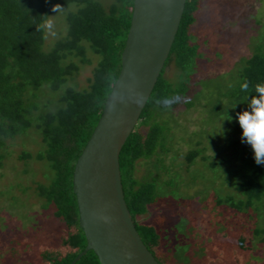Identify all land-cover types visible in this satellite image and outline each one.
I'll use <instances>...</instances> for the list:
<instances>
[{"label": "trees", "instance_id": "trees-1", "mask_svg": "<svg viewBox=\"0 0 264 264\" xmlns=\"http://www.w3.org/2000/svg\"><path fill=\"white\" fill-rule=\"evenodd\" d=\"M203 2L185 0L168 57L120 150L122 192L142 242L159 264L187 261L185 253L202 246L203 239L191 240L195 227L207 236L221 234L232 249L211 241L207 247L233 253L235 264H252L244 253L264 252V165L256 164L251 146L242 142L237 113L249 110L254 86L264 83V10L249 27L255 30L250 49L233 58L227 71L223 52L210 60L202 50L209 38L199 39L195 30ZM55 4L65 8L64 23L46 43L36 27L55 14ZM132 7L133 0H0V180L12 146H20V172L34 184L42 211L50 210L64 226L58 245L39 251V264H70L86 245L72 191L73 169L118 77ZM90 55L95 64L80 86L75 76L91 63ZM170 64L178 70L173 81L165 77ZM245 81L248 92L241 90ZM202 85L211 91L200 93ZM174 94L185 102L171 110L155 103ZM27 142L37 146L35 153ZM32 160L42 162L46 182L33 179ZM202 164L210 170L212 220L203 209L205 198L194 189L202 178L196 167ZM28 188L20 182L0 187V206L21 204ZM151 209L152 221L136 220ZM17 214L8 217L0 208V247L7 240L12 250L20 244L12 235L21 219ZM74 264L101 263L87 250Z\"/></svg>", "mask_w": 264, "mask_h": 264}, {"label": "water", "instance_id": "water-1", "mask_svg": "<svg viewBox=\"0 0 264 264\" xmlns=\"http://www.w3.org/2000/svg\"><path fill=\"white\" fill-rule=\"evenodd\" d=\"M185 0H133L121 68L73 169L72 191L84 249L101 264H159L127 209L119 153L136 125L168 57Z\"/></svg>", "mask_w": 264, "mask_h": 264}, {"label": "rangeland", "instance_id": "rangeland-1", "mask_svg": "<svg viewBox=\"0 0 264 264\" xmlns=\"http://www.w3.org/2000/svg\"><path fill=\"white\" fill-rule=\"evenodd\" d=\"M261 10H264V6L261 5V0H204L203 7L200 10L197 19V25H195V30L199 39L203 38V36L209 38L206 45L207 47H203L202 49L206 56H208L210 60L216 61L220 59L221 53L223 52V55L228 60L223 68L224 70L229 71V62L233 58L245 54V52L250 49V43L253 40L251 39V35L255 30H252L249 27L254 25L255 22H252L253 19L256 22L258 21L257 18L261 16ZM54 15H56V13ZM62 18L63 13L52 18L55 22L56 32L63 26L64 20ZM53 38L54 37L49 36L46 39V43H50ZM90 58L92 59L91 63L82 65L80 71L75 76V81L80 86L86 85V78L90 76L92 67L95 64V57L90 55ZM177 74L178 70L173 64H170L166 68V78L172 81L176 80ZM203 86L204 85L199 88L200 93L203 91L205 94L206 92L208 93V91H211L209 86H204V88ZM184 116L186 117L188 115ZM213 126L215 127L216 124L213 123ZM173 128L175 127L173 126ZM178 130L177 132L183 134ZM209 137H213V133ZM27 144L29 151L35 153L37 146L32 142H27ZM12 149L14 150L13 156L4 161V167L2 170L4 176L0 180V187L10 183L20 182L22 185H28L31 188H28L26 191L27 193L24 194L23 197H20L22 205L19 202L14 204L6 202L4 203V206H0L8 217L16 218L19 216L17 213H19L21 217V219L18 218L16 220L19 221V224L17 225L18 228L12 233V235L16 236V239H21L19 242L20 244H18L16 250H12L13 243L8 242L7 240V242L0 247V264H39V251L43 248L56 247L64 226L52 217L50 210L42 211L40 208V200L33 193L34 184L28 179H25L24 175L20 172L24 167V162L17 158L20 154L21 147L13 145ZM196 168L198 171L195 172L202 178L197 180L198 186L194 189L202 195V199L205 198L201 201L203 205L205 204L203 209L208 210L206 213H208L211 218V201L207 199V189L210 184L208 175L210 170L206 164H202L200 167L197 166ZM29 169L34 172V180L46 182V179L43 176L45 169L42 162L32 160ZM137 175H140V173H137ZM181 191H183V189H181ZM14 192L20 194L18 189ZM206 205L208 206L206 207ZM180 209L186 210V207L182 204ZM12 211L14 212L10 213ZM154 215L155 212L151 209L147 214L138 216L136 220L138 222H150L154 218ZM203 216L206 217L205 215ZM210 218L207 216L205 220H210ZM212 219L213 217L211 220ZM215 219L216 218H214V220ZM13 223L14 222H10V225H15ZM209 223L211 224L213 222L210 221ZM196 228L198 229L199 227H195L194 231H192L194 234L191 237V240L197 237L199 240L203 239L205 244L203 243L201 247L194 246V248H196L194 249L195 252L193 250H188L185 253V256H187L186 260L188 259L187 261H176V263L173 264H235L233 261V253H219V251L207 247V244H209L208 242L211 241L217 243L221 248L224 247V250L227 249L228 251H231L232 246L227 244V240L224 239L221 234L213 232V234L207 236L204 231H196ZM3 235L6 237L8 236L7 233H4ZM202 248L206 249L204 251L207 253H203ZM244 257L249 263L264 264L263 251L262 253L259 251V253L254 254L244 253ZM209 258H212V260L209 261Z\"/></svg>", "mask_w": 264, "mask_h": 264}, {"label": "clouds", "instance_id": "clouds-1", "mask_svg": "<svg viewBox=\"0 0 264 264\" xmlns=\"http://www.w3.org/2000/svg\"><path fill=\"white\" fill-rule=\"evenodd\" d=\"M52 11L58 15L64 12L65 8L60 4H55L52 7ZM56 15H47V18L42 19L41 23L36 27L37 31L44 33L45 39L49 36H57L55 22L52 19ZM241 90L248 92L249 82L245 81L241 85ZM254 90L256 95L251 96V99L248 100L249 110L237 113V120L242 129V142H246L251 146L256 164L264 165V83H257L254 86ZM184 102V98L180 94L166 96L155 101L158 106H163L168 110H171L173 105H179Z\"/></svg>", "mask_w": 264, "mask_h": 264}]
</instances>
